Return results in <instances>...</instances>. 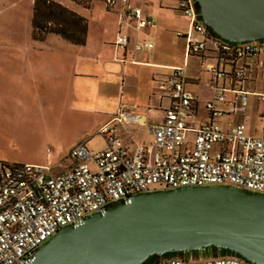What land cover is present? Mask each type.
Wrapping results in <instances>:
<instances>
[{
    "label": "built area",
    "instance_id": "obj_1",
    "mask_svg": "<svg viewBox=\"0 0 264 264\" xmlns=\"http://www.w3.org/2000/svg\"><path fill=\"white\" fill-rule=\"evenodd\" d=\"M74 1V0H73ZM79 1V2H78ZM89 6L94 0H78ZM106 9L127 6L129 0H100ZM178 12L188 21L182 34L186 55L198 56L210 74L205 82L213 92L205 104L208 120L198 126L193 104L185 90L186 64L175 67L162 83L169 103L163 122L147 127L153 151L124 144L106 125L98 131L104 147L90 150L84 142L69 151L73 165L52 175V167L18 165L0 161V264H31L35 251L60 229L105 212L111 205L133 195L187 187H234L264 195V126L258 137L249 136L242 124L221 129L214 121L216 104L230 112L243 111L249 95L264 102V95L251 93V63L260 65L264 41L231 43L214 35L200 20L194 0H177ZM123 18L135 22V31L155 29L156 19L140 8H129ZM126 48L129 38L116 37ZM152 48L143 43L138 49ZM209 61V63H207ZM230 66L225 72L220 64ZM226 78L227 86H220ZM234 93L232 102L225 92ZM156 264H251L232 255L209 259L161 258Z\"/></svg>",
    "mask_w": 264,
    "mask_h": 264
},
{
    "label": "crops",
    "instance_id": "obj_2",
    "mask_svg": "<svg viewBox=\"0 0 264 264\" xmlns=\"http://www.w3.org/2000/svg\"><path fill=\"white\" fill-rule=\"evenodd\" d=\"M50 1L86 20L85 44L72 45L49 34L39 42L40 45H29L34 0H0V102L19 103L20 106L30 103L35 108L34 103L38 101L61 100L66 103V110H76L78 117L89 119L93 133L98 135L102 127L109 125L124 144L140 145L151 152L153 140L147 134V127L163 122L169 103L162 83L175 67L186 64L185 90L195 99L192 124L198 126L208 120L205 104L212 100L213 92L205 82L210 74L202 68L198 56L186 55L184 41L178 34L187 31L188 21L178 12L177 0H129L127 6H117L114 10L106 9L100 0L92 1L89 6L73 0ZM129 8H140L152 15L156 19L155 29H143L137 33L135 22L123 18V13ZM119 34L129 38L124 49L115 44ZM8 39H14V42ZM50 40L63 43L45 45ZM143 43H151L152 48L138 49ZM176 45L182 50L180 65L178 57L169 54L170 48ZM190 60L195 62L193 68L189 66ZM258 65L251 63L249 80L244 86L251 93L264 95L249 88L252 78L257 84L254 89L257 86L264 89V56L259 65L262 69L257 68ZM220 68L225 72L231 69L223 63ZM219 82L220 86L228 84L226 78ZM203 84L208 88L205 89L207 96L200 93V85ZM224 97L226 102L234 100L228 94ZM250 98H254L258 105L264 104L253 95H249L248 105L243 111L230 112L226 105L217 103L218 115L213 121L223 130L242 124L247 135L258 137L264 126V111L252 114ZM255 119L263 122L261 127L248 124ZM27 123H21L22 128ZM142 135L150 140H141ZM98 136L101 147L91 148L87 144L89 138H80L68 147L67 157L63 159L59 158L58 148L49 146L45 156L47 164L36 165L50 166L52 175L60 174L73 165L69 151L78 143L84 142L90 150L103 148L104 141ZM50 155L60 160L49 165ZM196 256L204 258L203 255Z\"/></svg>",
    "mask_w": 264,
    "mask_h": 264
},
{
    "label": "water",
    "instance_id": "obj_3",
    "mask_svg": "<svg viewBox=\"0 0 264 264\" xmlns=\"http://www.w3.org/2000/svg\"><path fill=\"white\" fill-rule=\"evenodd\" d=\"M201 22L231 43L264 41V0H194ZM216 249L264 264V195L187 187L133 195L60 229L31 264H145Z\"/></svg>",
    "mask_w": 264,
    "mask_h": 264
},
{
    "label": "rangeland",
    "instance_id": "obj_4",
    "mask_svg": "<svg viewBox=\"0 0 264 264\" xmlns=\"http://www.w3.org/2000/svg\"><path fill=\"white\" fill-rule=\"evenodd\" d=\"M58 39L62 41L59 37ZM8 40L14 42V39ZM54 41L50 40L45 45L58 46L63 43L60 42L59 44ZM39 42L31 39L29 45H40ZM169 52V54L178 57L177 63L179 65L182 64V50L180 47L178 48L177 45L172 46ZM194 64V61H189L190 67H194ZM257 68L262 69L259 65ZM251 80L252 85L249 88H253L251 90H255V92L264 93V89L260 86L254 89L257 84L254 79L251 78ZM200 88L201 95L207 96L208 92L205 89L208 88H205L204 84L200 85ZM225 94L234 99V93L226 91ZM34 104L35 108L30 103H22L20 106L19 103L0 102V161L18 165H45L47 164L45 159L47 147L58 148L59 158L63 159L67 157L68 147L80 138H89L90 142L87 144L91 148L102 146L99 136L90 130L92 125L89 124V119L78 117L76 115L78 111L76 110H66V103H62L61 100L49 101L45 99ZM29 105L30 108L27 107ZM257 105L255 99L250 98L252 114H256L257 111H264V104ZM19 106L23 111L18 109ZM24 122H28L24 127L25 129L22 128L21 124ZM248 124H254L253 126L259 128L263 122L255 119V121H250ZM88 131L90 133H86ZM140 138L143 141L150 140L146 135H142ZM60 159L52 158L50 155L48 164L52 165ZM219 255L223 256V253L220 252ZM212 256H215V254L212 253Z\"/></svg>",
    "mask_w": 264,
    "mask_h": 264
},
{
    "label": "trees",
    "instance_id": "obj_5",
    "mask_svg": "<svg viewBox=\"0 0 264 264\" xmlns=\"http://www.w3.org/2000/svg\"><path fill=\"white\" fill-rule=\"evenodd\" d=\"M32 25V39L42 41L47 35L53 34L72 45H84L87 35L86 20L74 12L50 0H34ZM212 253L215 256H212ZM199 259L196 255H203V259L220 257L216 249H206L201 252L174 254L166 258ZM227 256V255H223ZM159 259L152 258L145 264H156Z\"/></svg>",
    "mask_w": 264,
    "mask_h": 264
}]
</instances>
